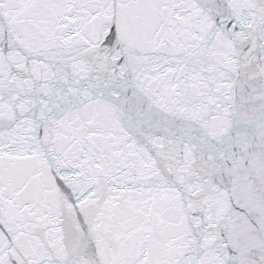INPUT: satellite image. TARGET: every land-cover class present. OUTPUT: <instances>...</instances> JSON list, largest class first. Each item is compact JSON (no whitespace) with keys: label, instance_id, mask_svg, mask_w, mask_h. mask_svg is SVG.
<instances>
[{"label":"snow or ice","instance_id":"6c2138e0","mask_svg":"<svg viewBox=\"0 0 264 264\" xmlns=\"http://www.w3.org/2000/svg\"><path fill=\"white\" fill-rule=\"evenodd\" d=\"M0 264H264V0H0Z\"/></svg>","mask_w":264,"mask_h":264}]
</instances>
